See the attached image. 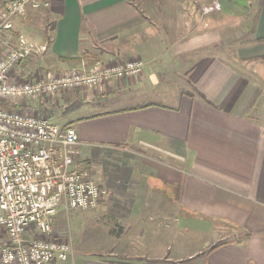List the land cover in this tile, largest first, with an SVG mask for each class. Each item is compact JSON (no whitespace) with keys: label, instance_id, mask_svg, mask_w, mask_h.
<instances>
[{"label":"crops","instance_id":"obj_1","mask_svg":"<svg viewBox=\"0 0 264 264\" xmlns=\"http://www.w3.org/2000/svg\"><path fill=\"white\" fill-rule=\"evenodd\" d=\"M8 1L0 0V14ZM51 2L14 18L0 50L18 48L21 38L34 43L32 15L42 12L47 20L36 45L47 49L45 71L146 63L139 78L16 107L76 129L74 167L105 191L92 236L101 216L121 227L105 249L76 247L69 264H264V0L248 7L253 38L236 45V65L209 50L196 54L217 48L219 38L197 23L195 0ZM37 56L19 69L22 78L38 74ZM73 58L81 62L63 61ZM180 213L196 232L204 229L201 245L176 241Z\"/></svg>","mask_w":264,"mask_h":264},{"label":"built area","instance_id":"obj_2","mask_svg":"<svg viewBox=\"0 0 264 264\" xmlns=\"http://www.w3.org/2000/svg\"><path fill=\"white\" fill-rule=\"evenodd\" d=\"M51 0H10L0 14L2 34L13 29L12 20L30 9H50ZM220 4L205 13L220 10ZM0 50V264H69L70 242L53 237L54 218L60 208L91 211L99 207L105 191L89 172L74 167L79 135L63 129L38 108L66 91H96L141 77L142 59L86 64L69 71L50 70L22 78L19 69L32 55L47 49L21 38L20 46ZM27 104H26V103Z\"/></svg>","mask_w":264,"mask_h":264},{"label":"rangeland","instance_id":"obj_3","mask_svg":"<svg viewBox=\"0 0 264 264\" xmlns=\"http://www.w3.org/2000/svg\"><path fill=\"white\" fill-rule=\"evenodd\" d=\"M179 1L183 2L184 0H179ZM195 1H196L197 11L198 9L200 10V15L199 14L196 15V21H198L197 23L203 24L205 22L208 25L205 31L207 32L211 31V33H216L219 38V46L217 48L214 46H212V48L210 49L202 48L199 51H197L196 54H202L209 50L221 56L222 58H225V60L228 61L229 63H233L234 65H236L235 62L236 55L233 56L235 50L237 49L236 45H240V46L244 45L253 38V32L251 30H247L246 13L248 7H250L251 4L254 3V0H195ZM190 2H193V0H190ZM214 2L220 4L221 12L218 13L211 12L206 14L205 8L211 6ZM223 3H225V5L232 10L236 9L238 14H232L234 12L230 13L228 11L227 13H225L223 11L224 10ZM32 16H33L32 31L34 30L33 32H35V37L33 38V42L34 44H39L40 40L37 37L38 34L41 33L44 28V22L45 20H47L45 17L47 16L42 12H36ZM196 32L198 33L199 31ZM160 33L164 36L168 35L166 37H169V39L171 37L169 35L170 32L160 31ZM42 54L43 53L38 54L37 58L33 61L34 66H36L34 67V71L40 73V75L47 72L45 71V67H44V62H46V59L42 58ZM109 63H114V62L111 61L103 62L101 64L106 65ZM88 65L86 64L88 68H91L92 66L95 65V62H90V64ZM91 91L93 92V90ZM139 95L140 94H136L135 96L138 97ZM59 96L54 101L53 100L52 102L46 101V103H48L49 105L55 104ZM88 111L90 110H87L86 112ZM99 209L100 207L91 211H67L65 208H60L58 214L54 218L53 237L63 241L70 242L74 252L76 247L78 250H89V251H98L100 249H103V247L105 249L108 243L107 238L109 233L112 232L113 235L118 236L121 227L119 226V224L112 221L109 217L101 216L98 217L100 222L96 224V227L98 226L96 230L100 231L98 232L99 235L92 236L93 230H91L90 228H92V226L94 225L92 222V220L94 219L91 220V218L96 215L95 213H97ZM98 218H95V220H98ZM179 221H180L179 231L176 232L177 235L176 241L186 244H188L187 242H190L193 247L195 246V244H197V246L201 245L203 243V240L205 239L204 237L205 232H203L204 229L202 231H199V233L196 232L193 228L192 220L186 218V216L182 213H180ZM221 231L223 232L224 235L223 228H221ZM118 259H123V258H118Z\"/></svg>","mask_w":264,"mask_h":264},{"label":"trees","instance_id":"obj_4","mask_svg":"<svg viewBox=\"0 0 264 264\" xmlns=\"http://www.w3.org/2000/svg\"><path fill=\"white\" fill-rule=\"evenodd\" d=\"M87 57H88V55H85V56H84V58H87ZM63 61H65V62H73V63H77V64L81 62L80 59H78V58L65 59V60H63ZM225 243H226V242H220L219 244H217L216 246H214V247L212 248L211 251H213L214 249H216V248H218V247L224 245Z\"/></svg>","mask_w":264,"mask_h":264}]
</instances>
